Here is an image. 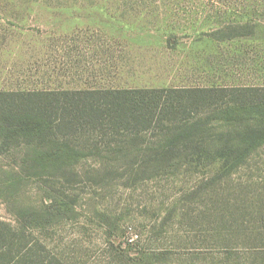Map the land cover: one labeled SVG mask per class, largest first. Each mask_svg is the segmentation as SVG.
Masks as SVG:
<instances>
[{
	"label": "rangeland",
	"instance_id": "1",
	"mask_svg": "<svg viewBox=\"0 0 264 264\" xmlns=\"http://www.w3.org/2000/svg\"><path fill=\"white\" fill-rule=\"evenodd\" d=\"M91 40L121 45L130 88L264 86V0H0V57L12 62L0 92L76 90L65 66L87 54L65 45ZM27 151L0 154V219L71 188L76 211L36 232L68 264H234L230 250L250 258L252 230L264 233V146L230 176L216 160L138 181L95 156L44 181Z\"/></svg>",
	"mask_w": 264,
	"mask_h": 264
},
{
	"label": "trees",
	"instance_id": "2",
	"mask_svg": "<svg viewBox=\"0 0 264 264\" xmlns=\"http://www.w3.org/2000/svg\"><path fill=\"white\" fill-rule=\"evenodd\" d=\"M22 146L44 181L77 176L90 156L135 181L216 160L230 176L264 146V86L0 92V154ZM67 189L16 222L0 219V264H68L36 236L76 211ZM252 231L251 257L230 250L234 264L263 263L264 233Z\"/></svg>",
	"mask_w": 264,
	"mask_h": 264
},
{
	"label": "crops",
	"instance_id": "3",
	"mask_svg": "<svg viewBox=\"0 0 264 264\" xmlns=\"http://www.w3.org/2000/svg\"><path fill=\"white\" fill-rule=\"evenodd\" d=\"M91 40L85 47L87 49L82 50V46L67 43L65 45L66 54H72V57L77 56L76 53H85L86 57L83 59H69L68 64L65 66L66 72L63 76L64 84L67 89H107V88H130V83H127L123 77H120V73L124 71L122 62L118 59L119 44H115L113 40ZM72 45L76 47L72 49ZM6 51V50H5ZM5 51L2 50L3 53ZM1 54V52H0ZM92 56V57H90ZM108 56V58H107ZM0 57V72L3 75L0 79L5 78V70L8 71L10 67L12 69V62L5 61ZM120 62V63H119ZM102 63L105 64L102 66ZM16 66L17 64L14 63ZM7 82H1L0 86Z\"/></svg>",
	"mask_w": 264,
	"mask_h": 264
}]
</instances>
